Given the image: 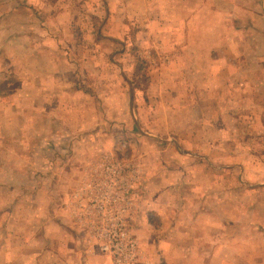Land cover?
Listing matches in <instances>:
<instances>
[{
  "label": "rangeland",
  "instance_id": "obj_1",
  "mask_svg": "<svg viewBox=\"0 0 264 264\" xmlns=\"http://www.w3.org/2000/svg\"><path fill=\"white\" fill-rule=\"evenodd\" d=\"M78 1L70 26L58 14L69 8L65 0H0V264H37L22 257L39 254V239L73 236L113 264L96 234L105 223L99 204L124 210L138 264H264V1L236 0L232 20L206 22L222 33V62L206 71L196 103L183 95L195 86L176 95L150 86L164 69L128 38L125 87H106L105 100L98 85L75 92L69 55H58L55 42L74 61L87 57L107 39L90 36L85 16L103 31L108 14L104 0ZM109 12L121 13L117 0ZM98 61L112 80V58ZM172 127L189 132L188 155L169 146L182 138L169 135ZM116 169L127 188L109 203L96 180Z\"/></svg>",
  "mask_w": 264,
  "mask_h": 264
},
{
  "label": "crops",
  "instance_id": "obj_2",
  "mask_svg": "<svg viewBox=\"0 0 264 264\" xmlns=\"http://www.w3.org/2000/svg\"><path fill=\"white\" fill-rule=\"evenodd\" d=\"M65 1L69 3V8L58 14H62L61 17L66 15L69 18V24L71 26L72 21H75L74 8H72V6L79 3H77V0ZM81 1H84L86 6L88 5V0H79L78 2ZM235 1L236 0H117L121 13L114 15L109 14V7L116 5V0H104L108 14L102 20L103 31L102 29L96 30L94 24L95 16L93 14L87 13L85 16L86 18H90V23L86 24L90 36L95 39L104 36L103 38L107 39L104 41L103 38H101L103 40L102 45L101 43H99V45L96 44V48H92L93 50L91 49V53L87 57L84 56L83 59L82 57H77L75 59L76 61H74V57H71L74 53H72L71 50L69 53L64 52L62 49L65 50L66 48H61L58 42H55L56 45L53 48L55 50L58 49V55L65 53L69 55L68 60L70 61H67V65L64 67L70 75L77 76L74 81V86L76 87L74 91L82 92L84 89L88 90L92 88L93 85H98L101 86L102 98L105 94V100L109 93L106 87L112 85L125 87L126 83L124 80L126 79V75L124 74L125 67L123 66L124 62H122V60L124 59L122 56L127 54L126 51L129 48V46L127 48L126 39H131V41L134 42V48L145 56V59L148 58L149 62L154 63L159 69H164V73H162L161 76L156 75L155 78H152L149 83L150 86L166 85L167 89L168 87H172L173 95H176L174 89L178 91L180 89L179 86H195L194 89L187 88V93L183 95L192 96L193 99H191L189 103H196L198 102L197 97L199 95L203 96V94H199V87L207 86L206 71L215 70L216 67L221 70L222 62V33L217 31V36L215 29L207 30L204 27H206V22H216L220 19L232 20V17L237 11V6L234 5ZM90 2H92L91 5H93L94 0H90ZM98 4L100 5V2H98ZM262 11L264 12V9ZM54 14L57 15V17L59 16L57 13ZM69 32L71 31L69 30ZM49 33L53 35L55 39L63 37L62 33L54 30H51ZM83 34L86 35L85 32ZM115 42L118 44V48L112 53V51L107 48V44L115 45ZM121 44L123 46L120 49L119 45ZM67 48H69V46H67ZM80 48L81 46L77 49ZM216 52L218 54L217 58ZM115 53L116 55H114ZM98 57L112 58L113 63H115H109L111 68H115L112 69V80L105 79L107 75H105L104 72L108 66L106 67L105 63L99 62ZM169 66L171 68H169ZM118 68L119 70L123 69V71L120 72ZM168 71H171V73L167 74ZM179 71H181V73ZM216 82L219 85L220 80H214L209 83V85H216ZM121 90V98L125 103V99L129 94H127L125 88ZM88 98L89 97H87V99ZM124 106L121 107V110L124 109ZM120 114V112H117V117H120ZM188 133L189 132L184 128H181V130L175 129V127L169 128V135H182L181 139L176 137L178 140L177 142L169 143V146L173 147L171 149L174 151L176 150L175 152H177V154L181 151V153L188 155L185 151L189 150V147H187V144L183 140L185 137L184 135H188ZM220 143L221 142L217 141V143L213 144V147L220 149ZM182 157L183 155H181V158ZM184 159H181V164ZM185 164H189L188 158L185 159ZM181 171L183 172V170ZM187 173H189V171ZM75 230L80 231V228L76 227ZM66 238H60V240L55 238L51 243L39 239L37 243V252L39 254L32 255L33 258L23 255L22 262L26 260L27 263L33 262L37 264H46L47 262L52 264H112L111 259L101 253L95 244L91 245L87 242L88 240L84 242L83 239L75 236ZM154 259L165 260L166 258L162 259L161 256L158 257L154 255ZM167 264H169V262H167Z\"/></svg>",
  "mask_w": 264,
  "mask_h": 264
},
{
  "label": "built area",
  "instance_id": "obj_3",
  "mask_svg": "<svg viewBox=\"0 0 264 264\" xmlns=\"http://www.w3.org/2000/svg\"><path fill=\"white\" fill-rule=\"evenodd\" d=\"M115 171L116 173L111 176L96 180L101 189L107 191L103 192V196H101L106 197L109 203L118 201L120 203L124 199L123 193L127 188L120 184L121 181L122 184L125 181L119 177V169ZM122 210L99 204L97 211L103 215L105 223L97 228L96 234L102 241V250L110 255L113 264H138L140 261L138 243L130 233L125 218L121 215Z\"/></svg>",
  "mask_w": 264,
  "mask_h": 264
}]
</instances>
